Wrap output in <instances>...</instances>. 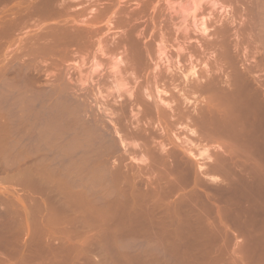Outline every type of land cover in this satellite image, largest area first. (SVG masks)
Instances as JSON below:
<instances>
[{
  "label": "bare ground",
  "instance_id": "6f19581e",
  "mask_svg": "<svg viewBox=\"0 0 264 264\" xmlns=\"http://www.w3.org/2000/svg\"><path fill=\"white\" fill-rule=\"evenodd\" d=\"M122 1L127 0L30 1L27 2L28 7L24 6L27 7L24 12L21 11L24 8L22 5L17 12V6L15 18L11 17L5 24L0 23V54L5 46V37L11 41L19 32H26L28 35L24 41H15L16 47L11 46L13 50L8 59H5L7 62L2 60L0 66V81L10 83L7 85L11 86L12 94L8 96L13 97V101H9L12 106H8L3 117L5 121L1 120L3 113L0 112V127L3 130L0 132V151L25 155L28 165L26 182L32 185L49 182L50 184L44 185L54 190L56 186H62L56 183L65 181L67 186L75 190L76 196L88 200L102 199L101 202L107 200L109 208H115V205L125 201L129 203L130 200L134 204L138 199L136 193H147L146 190L142 193L134 190L140 186L138 184L142 183L141 186H144L143 183L158 184L162 181H181L182 184L185 181L186 184L188 181L191 183V179L200 181L202 177L197 171L188 176L186 172L191 168L186 171L189 168L186 165L184 169L183 164L186 163L182 164V160L185 157L180 160L181 156L178 155L179 158H176L172 150L169 153V148H165L166 143L163 144V141L154 137L155 134L158 136L157 131L160 130V126H156L157 129L150 123L159 120L158 115V120L152 119L154 110L162 116L160 118L174 117L175 120L178 117L181 121L185 117L182 122L190 118L193 123L198 121L201 131L205 132L201 134L208 133L210 137L235 140L229 144L219 143L220 148L235 150L243 147L253 151L264 149V0H205V4L211 8H205L201 20L194 14L192 24L183 22L177 25L174 21L176 30L183 28L187 32L179 30V34L182 33L177 38H173L177 36L176 30H170L171 21L168 24L165 20H171L173 15L171 12L168 14V10H172L178 0H153L160 7L159 13L155 12L154 15L157 21L161 15L160 9L163 8L162 2H167L166 6L164 4L166 10L162 9V13L167 12V17L165 20L164 17L160 18L165 24L162 25L160 34L158 31L155 34L153 32L154 36L147 35L153 28L151 30L146 26V30H143L139 27L142 26L141 23L135 24L136 16L138 18L148 14L143 11L146 10V2L150 1L139 0L142 3L140 9L139 2L138 7L135 5L137 2L132 4V13ZM130 1L126 3L129 4ZM194 3V8L198 10L199 2ZM118 4H123L121 6L124 11L129 10L130 14L124 13L121 7L120 12H112ZM96 5L98 9L103 8L98 10ZM153 8L149 7L151 10ZM196 11L192 10L194 13ZM205 12L210 17H216L208 20ZM57 19L63 25L55 26L56 23H51L53 26L50 24L51 27L47 25L46 29L42 28L41 23L56 22ZM159 21L161 26L162 22ZM191 26L202 32L201 38H196L202 40L200 43L204 49L200 63H196V58L193 61L197 51L195 55L192 54L196 44L191 43L195 39L191 36ZM21 33L19 34L22 35ZM172 49H176V54ZM214 53H217L216 56H213ZM181 62H189V65L183 69ZM146 74H149L147 79ZM143 76L145 80L142 78L141 81ZM6 90L9 91V88ZM167 94L168 97L163 96ZM199 97L203 103L206 98L204 106L198 102ZM185 103L186 107L189 103H193L194 107L200 103L201 110L195 116L197 109H193L194 113H185V109L192 110L184 107ZM137 107L143 109L135 111L138 110ZM151 115L153 117L148 123L146 119L149 120L148 116ZM169 119L167 123H171ZM159 123L163 124L161 121ZM163 127L161 126L162 131L166 128ZM154 139L157 145L153 143ZM162 149L168 150L169 154L164 150L161 154L172 155L181 163L179 160L175 163L174 160L171 161L175 163L173 169L172 166L167 167L168 163L171 164L167 161L171 156L161 157ZM140 152L146 153V157H137ZM220 160L222 161L221 158ZM224 160L229 164L228 159ZM216 163L213 164L217 166ZM42 166L43 176L40 177L37 170ZM161 166L166 167L165 170L170 174L165 176L166 171H160L164 173L160 175L158 171L160 176L155 175L156 172L152 169ZM201 168L200 165L198 169L201 171ZM148 169L154 175L145 174L144 171ZM141 186L140 190L143 191ZM133 191H136V197L132 196ZM144 194L142 196L148 198ZM152 194L148 196H154ZM159 195L160 193L155 196L157 202L164 201L167 197L164 199L165 194ZM158 197L164 200H159ZM142 198L140 200L143 201L144 197ZM138 200L135 204L140 210L142 202ZM145 201L148 205L149 202ZM157 202L152 204L162 203ZM133 204L131 202L132 206L129 207H134L129 209L136 213L138 210L135 211L137 208ZM166 204L162 207L166 208ZM178 204L180 206L182 202ZM120 206H117V211H121ZM123 206L128 208L127 204ZM165 208L168 212L169 209H177ZM100 209L105 210L103 206ZM112 210L109 212L113 213ZM117 211L115 213H120ZM133 215L136 214H131V217Z\"/></svg>",
  "mask_w": 264,
  "mask_h": 264
},
{
  "label": "rangeland",
  "instance_id": "374dc122",
  "mask_svg": "<svg viewBox=\"0 0 264 264\" xmlns=\"http://www.w3.org/2000/svg\"><path fill=\"white\" fill-rule=\"evenodd\" d=\"M24 1L26 3L30 1L36 3V0H0V23L5 24V22L7 23V21L11 20V17L12 19L15 18L14 13L16 10L18 12L20 8L28 5V3L23 5V3H25ZM152 1L153 0H144L147 4V7H145L147 12L145 13V9L143 12L144 14L148 13L147 15L141 17L139 15L143 16V14H137L139 17H135L137 20L135 24L141 23L143 26L139 25L141 29L146 30V26L151 30L153 28L152 32H150V29V31L147 30L150 32V34L147 33L149 36H154L156 33L155 31L159 32L160 29L163 28L162 25L165 24H163V22L167 17V12L165 11L167 2H162V7L165 8L163 11L165 12L162 13L163 8L160 9V14L162 15L159 14L160 18L164 17V20H161L162 18L160 19L157 15L160 7L159 5L156 6V1ZM122 2L124 5H127H125L126 7L129 6L130 10L133 8L132 4L138 3L139 0H131L129 2L131 7L126 3L128 0ZM194 2H196V4L199 2L198 10L194 8ZM139 3L135 5L138 7ZM205 3V0H178L176 4H174L175 9L172 8L173 5L171 7L172 10H168V14L172 13V18H174V20L172 21V18L171 20L166 19L165 22L167 21L166 23L169 24L171 21L169 24L170 30L175 31L178 24L183 22L192 24V17L194 14L201 20L205 8H211L210 5H206ZM141 4L142 3H140L138 7L139 9L141 8ZM121 5L118 4L115 6L112 12H118L117 10L120 12L119 8H123ZM17 6L19 9H16ZM136 6L135 9L137 8ZM148 6L151 9L154 6L155 9L153 8V10H151ZM182 6L183 10L181 9ZM27 7L22 8L23 10L21 11L24 12V9ZM96 8L98 9L97 5ZM101 8L103 7H100L98 10ZM139 9L137 10L139 11ZM191 9L197 11L194 13ZM129 10L127 12L126 9L125 11L124 8L122 9L126 14H130V11L132 13V10ZM189 10H191V12ZM5 12H9L10 14L7 15ZM155 12H157L156 17H158V21H163L162 23L159 21L161 26H159L160 24L155 19ZM208 12L210 13V10H208ZM208 12H205L207 13V19L213 20L216 16L210 17L208 16ZM221 13L222 12L219 14L221 15ZM121 16H124V14ZM139 18L141 19L139 20ZM60 21L61 20L58 19L56 22L46 21L45 23H41V25L42 28H45L47 25L51 27V23L53 25L56 23L55 26L63 25ZM174 21L175 24H177L176 27L174 26L175 24L173 25ZM171 26H173L172 29ZM180 26H178V28ZM192 26L191 28L194 30L191 29V31H193L191 36L195 39L192 40L191 43L196 44L195 47H197L193 48L194 51L192 50V54H196V56L193 57V61L194 58H196V63H200L201 56L203 58L202 52L204 49L201 47L202 44L200 43L202 40H196V38L200 35L202 36V32H199ZM182 27H185V25ZM140 28L139 30H141ZM158 28L159 30H156ZM170 30L168 32H170ZM179 30L182 32L185 31L183 28L182 30L180 28L176 30V33L172 31L175 35L177 34V36H172L173 38H177L178 35L180 36L182 32L179 34ZM158 32L157 35L159 36L160 32L159 34ZM19 33L15 35V39L13 38L11 41H9L10 39L6 40V37L3 39L5 46L0 54V66L2 65V60L8 59V56H10L9 54L11 50H13L12 47H16L15 41L17 42L18 39L19 43L20 39L24 41L28 36L26 32L21 33L22 35ZM185 33L187 32L185 31ZM18 36L20 37L18 38ZM201 36L199 38H201ZM172 37L171 39H173ZM174 50L172 49L174 53L177 52L176 49ZM214 54L213 56H216L217 53ZM169 55L171 54L169 53ZM212 59H214V57ZM6 60L5 62H7ZM188 63L181 62L180 66H183L184 69V66L187 67L189 65ZM198 68L200 69V67ZM147 75L149 74H146V79ZM144 77L145 76L141 77V81L142 78L145 80ZM7 84L9 85L10 83ZM7 84L6 82L4 83V81L3 83L0 81V112L3 113L1 120L5 119L3 117L5 116L6 110L12 106L9 101H13V97L11 98V96H8L12 94V88ZM8 88L9 91L6 90ZM163 96L168 97L169 94ZM198 96L199 94L195 96V98ZM200 98L201 97H199L198 100L200 101L198 102L204 106L203 104L206 98H204V103L203 100L201 102ZM200 103L195 107L192 106L193 103L187 104L186 107L185 103L184 107L192 109L191 111L185 109V113L193 112L197 109L198 111H196L194 116L197 115L199 110H201ZM139 107H137L138 110L136 109L135 111L139 112L143 109L142 107L139 109ZM152 114H154V117L152 115L148 116L150 119L148 120L147 118V122H150L153 117L152 119L155 118L154 121L159 120L156 121V123H150L155 127L160 126V130L158 131L157 129L159 127H156L157 129L155 128V131L158 132V136L155 134L154 137H157L159 141H163V144L166 143L167 145H164L165 148H169V153L172 150L174 152V154H172L176 156V158L181 156L179 158L181 160L185 157L182 160V164L186 163L185 165L183 164L184 169L186 167H189L186 171L190 168L192 170L195 169L193 170L194 172H191L190 169L189 172H186L187 175L192 176L196 174L197 171L202 176L200 179V181L202 180L201 182L196 181V183L191 179V183L188 181L186 184L185 181L184 184H182L183 182L181 183V181V184L176 183L178 181L173 183L171 181L167 183H164L166 181H162L163 183L158 182L159 185L150 182L143 183L144 186H141L142 183L138 184L143 187V191L140 190V186L135 187L134 190L137 192L140 191L141 193L146 190L148 198L142 196L144 193L142 195L136 193L138 199L140 196V199L144 197V200L142 201L135 198L136 201L142 202L141 207L139 206L141 208L140 211L138 210L139 208L136 207V201L134 199V204L137 208L135 211H138L135 213L133 209V213L137 216L133 215V217H131L133 213L130 209L134 207H129L132 206L130 205L131 202L133 204L131 200L129 203L125 201L118 204L119 206L121 205V211L125 209V212L129 211L131 212L130 214L124 211V213H121L120 210V213H115L118 209V205L114 206L116 209L111 206L109 208L107 200H103L102 202L104 203H102V199L88 200L81 196L78 197L74 194L75 190L67 186L65 181L56 183L62 184V186L55 185L56 188L53 187L54 190H50V188L48 189V187L44 185V183L49 182H44L41 185L34 183L37 186L26 182L25 175L28 165L24 159L25 155L23 153H16V155L13 153L12 155L11 152L5 151L4 153V150H2L0 151V259H7V264H264V149L255 151L243 147L235 150L223 149L218 147L220 146L218 145L219 143L229 144L234 143L235 140L232 141V139L219 138L217 136H214L215 138L213 136L210 137L208 133H206V135L201 134L204 131H201V126H198V121L195 120L194 123L196 122L197 124H194L191 118L182 122L185 117L181 118V121L180 118L177 119L178 117H175V120H173L174 117L173 119L169 117L171 119V124L170 122L167 123L169 118H160L161 115L155 112V110ZM157 115L158 119H156ZM165 119H167V121ZM159 121L163 124L160 125ZM175 121L178 123H175ZM157 123H159V125ZM161 126L168 128L163 129L166 135L162 131ZM1 130L2 127H0V132ZM160 131L162 132L159 133ZM207 134L209 135L208 137ZM161 136H163V140ZM154 141L155 139L153 143L156 144L157 141ZM164 149H162V152L159 150L161 157L162 155H164V157L166 156V158L171 156L170 158L173 160L168 158V162L175 160L174 162L176 163V161L179 160L172 155H167L169 154L168 150L165 151ZM163 150L167 154H161ZM178 150L179 152H177ZM178 153L182 154L183 157ZM137 157L145 158L146 153L140 152ZM220 158L222 161L223 159H228L230 161H228L229 164H227L225 160L222 162ZM164 160L167 164L168 162L165 158ZM213 161L217 162V166L213 164L215 163ZM174 162H171V164L168 163L167 167L171 168L172 166L173 169ZM218 162H220V165L223 164V166L220 167ZM200 165L203 168H201V171L198 169ZM214 167L220 168L214 169ZM161 168L154 167L152 170L156 173L158 171H166V174L160 172V175L164 174L166 176L170 174L167 173V169L165 170L166 167H163L162 170ZM43 170V166L39 167L37 170V174L40 175V177L43 176ZM150 170H145L144 173L147 175H159V172L156 174ZM55 182L58 181L55 180ZM145 185H148V187H145ZM136 191H133V197L136 195ZM150 192H156V195L160 193L161 196L165 194L163 195L164 199L167 196L165 200L162 197L161 199L158 197L159 200H164L161 201L163 204L158 202L161 203L162 206L167 203L166 208L162 207L161 204L157 202L155 198L156 195ZM167 193L169 194L166 195ZM148 194L154 196H148ZM149 197L151 198L149 199ZM151 199H153L152 202H157L159 205L152 204ZM145 200H147L150 205H147ZM180 202H182L183 205L185 203V205L182 207V204H180L179 206L178 203ZM106 204H108V207ZM126 204L128 206L127 209L130 208L129 210L123 206ZM151 204L154 207H152ZM138 205H140V203ZM155 205L161 206L162 208H155ZM102 206L105 210L100 209ZM122 206L124 207L123 209ZM168 207L177 209H174V211H170L169 209V213L164 210V208L168 210ZM111 208L114 210L113 213L109 212V210H112ZM137 212L141 213L137 214Z\"/></svg>",
  "mask_w": 264,
  "mask_h": 264
},
{
  "label": "crops",
  "instance_id": "0c3cea01",
  "mask_svg": "<svg viewBox=\"0 0 264 264\" xmlns=\"http://www.w3.org/2000/svg\"><path fill=\"white\" fill-rule=\"evenodd\" d=\"M0 264H7V259H0Z\"/></svg>",
  "mask_w": 264,
  "mask_h": 264
}]
</instances>
